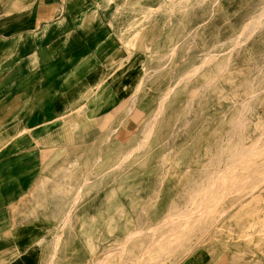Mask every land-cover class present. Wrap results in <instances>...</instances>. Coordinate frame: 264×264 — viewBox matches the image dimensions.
<instances>
[{
  "label": "rangeland",
  "instance_id": "1",
  "mask_svg": "<svg viewBox=\"0 0 264 264\" xmlns=\"http://www.w3.org/2000/svg\"><path fill=\"white\" fill-rule=\"evenodd\" d=\"M5 1L0 264H264V0Z\"/></svg>",
  "mask_w": 264,
  "mask_h": 264
},
{
  "label": "bare ground",
  "instance_id": "2",
  "mask_svg": "<svg viewBox=\"0 0 264 264\" xmlns=\"http://www.w3.org/2000/svg\"><path fill=\"white\" fill-rule=\"evenodd\" d=\"M50 2V1H49ZM46 4V3H45ZM51 4V3H50ZM73 101V100H72ZM108 110V107H102V106H95L94 107H90V111L86 112L85 113V116H86V119L88 120H92L95 116H97L100 112H106ZM243 126V123L240 119H237V120H232V122L230 123V132L232 134H235L237 133ZM112 133L109 132L106 136L109 137L111 136ZM73 146H65V145H59L57 147V150H61V151H64V152H67L69 151V148H72ZM48 153L52 154V159H53V162H55L57 159L59 160V158L57 157L59 154H53L52 152H50L48 150ZM1 156V155H0ZM221 158L218 157V161L220 160ZM63 166H65L68 170H71L72 168H70V163H67V162H64L63 163ZM253 179L255 178L253 175H252ZM219 179L223 180V181H229L230 182V188L228 191L232 190V188L234 186H238L239 185V178H235L234 176H231V175H226L225 177H219ZM249 193H253V191H250ZM204 197H207L206 194H203ZM208 208H204L203 210H206V212L208 211L207 210ZM115 215V214H114ZM114 215H112L109 220H108V223L109 225L111 224V222H115V218H114ZM118 216H121L123 217V214L122 213H119L117 215ZM188 215H181V217H187ZM116 217V218H117ZM198 219L199 218H202V216H198L197 217ZM162 227V228H169L167 230H174L173 229V225H172V218H166L164 219L163 221H161L160 223L156 224L154 227H149L148 230H151L152 232H154L156 230L155 227ZM128 228H130V225L129 224H122V223H118V227L117 229H120L123 234L124 233H128V235L126 236V241L127 240H131L133 236L135 235H139L141 233H144V229L143 228H135V229H132V230H128ZM187 228H185L183 230V232H187L186 231ZM131 231V232H130ZM209 232H207V234H209ZM23 249V250H21ZM3 255H5V260L6 262H4L5 264H35L36 263V251L34 248L31 247L30 244H26L25 247L21 246L20 248H17V249H14V250H8L6 253H3Z\"/></svg>",
  "mask_w": 264,
  "mask_h": 264
},
{
  "label": "crops",
  "instance_id": "3",
  "mask_svg": "<svg viewBox=\"0 0 264 264\" xmlns=\"http://www.w3.org/2000/svg\"><path fill=\"white\" fill-rule=\"evenodd\" d=\"M4 3H6V1L4 0Z\"/></svg>",
  "mask_w": 264,
  "mask_h": 264
}]
</instances>
